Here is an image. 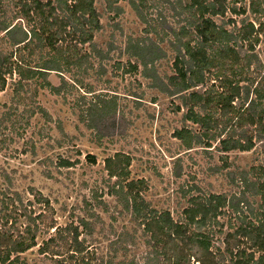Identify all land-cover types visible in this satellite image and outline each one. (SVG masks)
Returning <instances> with one entry per match:
<instances>
[{
    "label": "rangeland",
    "instance_id": "rangeland-1",
    "mask_svg": "<svg viewBox=\"0 0 264 264\" xmlns=\"http://www.w3.org/2000/svg\"><path fill=\"white\" fill-rule=\"evenodd\" d=\"M10 1L0 0L2 12L7 10L6 16H14L15 1ZM146 1L138 0L140 3ZM251 1L238 2V8H243L244 12L237 15L228 12L226 19L233 16L237 28H242V20L252 22L256 28L262 25L256 48L264 60V0H254L260 9L256 8V11ZM154 4L155 1L148 0L142 5L152 19L157 16ZM95 5L102 24L95 34V41L103 50V58L90 56L91 61L82 65L73 64L74 60L65 63V58L78 52L79 55L89 53L90 47L82 46L76 52L70 41L63 38L54 45L56 49H43V53L51 50L61 54L63 71L51 70L47 74L48 80L59 86V91L43 87L39 78L18 84L15 81L19 78L15 74L0 92V184L7 187L11 198H19L15 192L21 196L15 203L10 201L7 205L0 225L27 238L26 226L32 222L37 245L21 253V259L31 264H62L61 261L66 259L64 264H95V252L98 255L106 252L108 241L116 238L114 230L134 227L131 215L120 213L122 205L111 194L116 177H110L107 158L117 152L124 153L130 160L127 181H141L137 185L143 199H139L138 206L158 213L167 210L175 220L183 219V209L194 195L228 192L231 196L236 188L227 177L229 169L264 165V154L258 146L249 151L224 153L218 141L206 150L199 144L187 145L186 140L190 141L192 133L188 139L176 136L178 129L183 134L188 128L193 133H202L201 125L187 119L186 115L191 106L195 111H201V115L205 114L204 110L195 106V101L185 103L182 94L171 95L153 87L150 79L142 74V67L138 70L128 64L124 51L127 39L145 35V25L128 0L113 4L95 0ZM58 12L56 16H62ZM171 16H168V22H173ZM216 21L221 22L220 18ZM4 36L5 32H1L0 49L12 53L14 66L25 70L38 65L37 51L11 46ZM149 37L160 42L168 54L158 61L160 73L174 74L170 43L159 41L160 37L155 34ZM213 68L202 75L205 77L202 84L220 91L218 74L224 68L218 64ZM104 98L116 99L117 109L114 110L113 104L102 117L98 116L102 113L97 112L92 116L90 106L94 108L98 103V107L103 108ZM209 117L216 121L214 131L223 128L219 111L212 109ZM89 123L93 127H89ZM85 198L96 204L99 200L103 203L96 208L99 221L95 234L90 235L80 227V240L85 238L88 249L73 253L75 242L70 241L71 235L65 229L71 224L78 225L77 218L83 214ZM258 202L256 198L254 204L258 205ZM228 214L219 217L218 225L213 221L205 228L194 226V234L210 232L217 235L222 223L227 230L228 222L235 224L237 221L236 217H231V211ZM138 230L141 234L140 227ZM53 234H56L57 242L50 244L48 252H42L40 245ZM139 244L136 254L145 250L144 241ZM216 244L223 247L221 241ZM60 247V255H54L55 248Z\"/></svg>",
    "mask_w": 264,
    "mask_h": 264
},
{
    "label": "trees",
    "instance_id": "trees-1",
    "mask_svg": "<svg viewBox=\"0 0 264 264\" xmlns=\"http://www.w3.org/2000/svg\"><path fill=\"white\" fill-rule=\"evenodd\" d=\"M14 1V16H6L7 10L2 12L0 7V14H4L0 16V33L5 32L4 37L11 46L37 51L39 57L35 60L38 65L21 69L20 66H14L10 51L0 49V92L15 74L19 80L13 81L18 84L23 80L39 78L43 87L59 91V86L53 85L47 74L51 70L63 71L64 62L59 59L61 54L51 50L43 53V49H56L54 45L63 38L70 41L76 52L82 46L90 47L89 53L79 55L78 52L65 58V63L74 60L73 64L82 65L85 61H91L90 56L104 57L103 50L95 41V34L102 28L95 0ZM105 1L109 4L118 2ZM128 1L145 25L143 37L130 36L126 41L124 51L128 56V64L138 70L142 67V74L150 79L153 87L171 95L182 94L185 103L195 101L194 105L205 112L201 115V111L197 112L191 106L186 115L187 119L201 125L202 133H193L188 128L183 134L178 129L176 136L188 139L192 133L190 141L186 140L189 147L199 144L210 150L212 143L218 141L224 153L232 150L249 151L258 146L264 154V60L256 48L262 25L256 28L252 22L242 20V28H237L236 20L230 16L244 12L237 3L245 0H152L155 1L152 6L157 13L154 19L142 6L148 0L143 3ZM256 4L254 0L251 1L255 11L259 9ZM58 11L62 16H56ZM228 12L230 17L226 19ZM170 14L173 22H168ZM216 18H220L221 22H217ZM150 34L158 35L161 42L167 40L170 43L174 54V74H161L158 70V61L168 54L160 42L149 37ZM216 62L224 68L219 70L220 81L216 79L221 83L220 91L202 84L205 78L202 75L214 69ZM103 102V108L98 107V103L95 104L96 108L90 106L92 116L97 112L102 113L98 115L102 117L113 104L114 110L117 109L116 99L104 98ZM212 109L219 111L224 124L218 132L213 130L216 121L209 117ZM88 126L93 127L90 123ZM129 165L130 160L121 152L107 158L110 177H116L111 185V194L122 205L123 211L120 210V213L131 215L134 227L114 230L116 238L108 241L106 252L100 255L95 252V264H264L263 164L253 165L251 169H229L226 174L236 188L235 192L231 196L228 192L189 196V205L183 209V219L180 220H175L167 210L158 213L138 206L139 199H143L137 185L141 181H127ZM8 192L7 187L0 184V220L5 216L3 213L7 211L5 209L10 201L15 203L21 198L17 192L15 195L19 198H11ZM256 198L259 199L258 205L254 204ZM102 203L99 200L96 204L85 198L83 214L77 218L78 225L74 227L71 224L65 229L71 235L70 241L75 242L73 253L88 249L89 243L85 238L80 240V227L90 235L95 234L99 221L96 208ZM230 211L233 213L231 217H236L237 221L235 224L228 222L227 230L222 223L217 235L210 232L194 234V226L205 228L213 221L218 225L219 217L229 215ZM31 223L26 226L27 238L0 225V264H31L21 259V253L37 245L36 232L31 228ZM138 227L141 228V234ZM55 237L56 234L51 235L40 245V250L48 252L50 244L57 242ZM143 241L145 250L136 254L135 250ZM216 241H221L223 247ZM55 249L54 255H60L58 251L61 247ZM66 260L61 261L62 264Z\"/></svg>",
    "mask_w": 264,
    "mask_h": 264
}]
</instances>
